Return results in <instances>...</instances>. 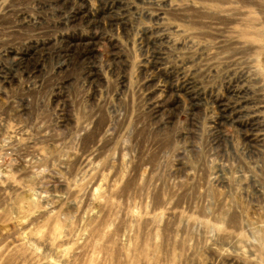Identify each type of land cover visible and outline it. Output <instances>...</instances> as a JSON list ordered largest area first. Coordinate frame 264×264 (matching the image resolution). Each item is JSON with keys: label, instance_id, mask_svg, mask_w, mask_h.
Wrapping results in <instances>:
<instances>
[{"label": "rangeland", "instance_id": "1", "mask_svg": "<svg viewBox=\"0 0 264 264\" xmlns=\"http://www.w3.org/2000/svg\"><path fill=\"white\" fill-rule=\"evenodd\" d=\"M0 264H264V0H0Z\"/></svg>", "mask_w": 264, "mask_h": 264}, {"label": "bare ground", "instance_id": "2", "mask_svg": "<svg viewBox=\"0 0 264 264\" xmlns=\"http://www.w3.org/2000/svg\"><path fill=\"white\" fill-rule=\"evenodd\" d=\"M233 111V110H232Z\"/></svg>", "mask_w": 264, "mask_h": 264}]
</instances>
